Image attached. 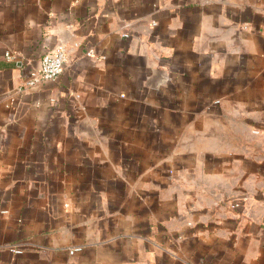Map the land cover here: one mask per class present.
Instances as JSON below:
<instances>
[{
    "label": "crops",
    "instance_id": "0c3cea01",
    "mask_svg": "<svg viewBox=\"0 0 264 264\" xmlns=\"http://www.w3.org/2000/svg\"><path fill=\"white\" fill-rule=\"evenodd\" d=\"M0 264H264V0H0Z\"/></svg>",
    "mask_w": 264,
    "mask_h": 264
},
{
    "label": "built area",
    "instance_id": "2783aa9c",
    "mask_svg": "<svg viewBox=\"0 0 264 264\" xmlns=\"http://www.w3.org/2000/svg\"><path fill=\"white\" fill-rule=\"evenodd\" d=\"M123 36L129 37V34L124 33ZM86 53L87 55L94 57L97 55L96 50L93 47L89 48ZM8 57H10L9 54ZM104 57V55L99 56V58ZM68 60L69 48L65 43H60L53 51L47 52L41 57L37 68L29 70L19 90L26 91L35 88L42 83L56 80L64 72ZM229 204L232 209H239L241 207V203L238 201H232ZM11 250L17 254L23 253V250L19 248H11ZM81 250V247H74L70 251V254H74Z\"/></svg>",
    "mask_w": 264,
    "mask_h": 264
},
{
    "label": "rangeland",
    "instance_id": "374dc122",
    "mask_svg": "<svg viewBox=\"0 0 264 264\" xmlns=\"http://www.w3.org/2000/svg\"><path fill=\"white\" fill-rule=\"evenodd\" d=\"M253 132L256 134V129H254ZM239 199H241V198H239Z\"/></svg>",
    "mask_w": 264,
    "mask_h": 264
}]
</instances>
